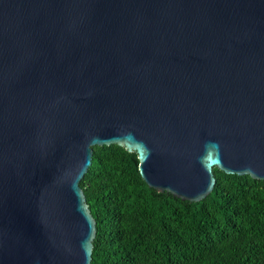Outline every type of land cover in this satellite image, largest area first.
<instances>
[{
	"label": "water",
	"instance_id": "95a60500",
	"mask_svg": "<svg viewBox=\"0 0 264 264\" xmlns=\"http://www.w3.org/2000/svg\"><path fill=\"white\" fill-rule=\"evenodd\" d=\"M113 144L181 201L264 181V0H0V264H90Z\"/></svg>",
	"mask_w": 264,
	"mask_h": 264
},
{
	"label": "trees",
	"instance_id": "16d2710c",
	"mask_svg": "<svg viewBox=\"0 0 264 264\" xmlns=\"http://www.w3.org/2000/svg\"><path fill=\"white\" fill-rule=\"evenodd\" d=\"M92 153L79 182L96 223L90 264H264V181L213 168L211 193L181 201L147 186L134 152Z\"/></svg>",
	"mask_w": 264,
	"mask_h": 264
}]
</instances>
